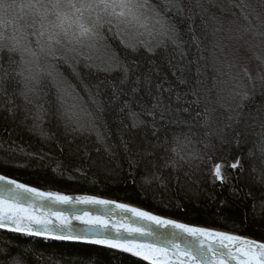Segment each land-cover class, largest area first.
I'll return each mask as SVG.
<instances>
[{"label":"trees","instance_id":"16d2710c","mask_svg":"<svg viewBox=\"0 0 264 264\" xmlns=\"http://www.w3.org/2000/svg\"><path fill=\"white\" fill-rule=\"evenodd\" d=\"M147 4L174 27V43H157L161 28L148 42H128L104 23L97 55L57 48L35 65L26 63L35 59L28 51L0 46V172L59 194H99L264 241V0ZM26 78L35 90L31 103L19 94ZM153 104L155 120L146 115ZM154 133L166 141V168L154 169L143 156ZM238 158L239 170L224 167L226 182H212L217 164ZM6 262L148 264L104 245L0 229V264Z\"/></svg>","mask_w":264,"mask_h":264},{"label":"snow or ice","instance_id":"6c2138e0","mask_svg":"<svg viewBox=\"0 0 264 264\" xmlns=\"http://www.w3.org/2000/svg\"><path fill=\"white\" fill-rule=\"evenodd\" d=\"M63 3L64 0H54L52 7L59 9ZM14 6L15 0H11V2L0 0V24L3 23V16ZM66 6L75 9L77 12H81L82 9H99L104 15L126 24L141 22L142 17L148 11L147 0H80V8H77L72 0H67ZM66 19V16L57 12V23L51 26L52 31L48 37L49 42H60L58 39L60 33L55 29L63 30ZM108 23L110 24L111 21L109 20ZM157 23L161 24L159 33L161 39L157 43L163 44L165 40L174 43L176 38L174 27H168L167 22L163 20H159ZM96 26H101L99 15L93 27ZM79 28L81 35L92 31V28L86 27L82 23L79 24ZM125 47H132L135 50V45L125 44ZM9 51H12V49H9ZM123 71L127 74L129 70L125 67ZM18 74L23 75L22 72ZM30 79L32 78H26L25 81H22L25 90L19 93L24 97L25 103H31L28 99V93L35 91L26 82ZM158 106V104H153L150 110H146V115L155 120V110ZM137 115L134 112L130 113L134 121L133 127L136 126ZM37 116H34V119ZM199 116L200 113H197L196 118H199ZM69 119H71L70 116ZM161 119H163V113H161ZM153 135L155 136V133ZM97 139L103 142V135L98 133ZM165 143L166 141L161 142L160 138L155 136L153 141L148 142L149 147H146L143 151V156L149 158L148 162L152 164L154 169L157 167L166 168L169 165L168 159L160 154L161 150L164 152L169 151L164 147ZM105 150L110 151V146L105 145ZM172 151L174 153V150ZM158 160H163L164 163L158 164ZM172 166L175 167V160L172 161ZM224 167L239 170L241 167L239 158L231 165L217 164L211 171L213 183L226 182L227 178L222 174V168ZM159 178L154 172L152 179ZM258 180L260 183H264V171L261 172ZM0 181H6V184L0 185V229H7L28 236L43 237L44 239L84 241L94 245H104L111 249L130 253L148 262V264H233V262L235 264H264V242L246 240L224 232L211 231L177 223L173 220L162 219L160 216L147 211L130 208L126 204H116L115 207L130 211L134 217L140 220L151 221L161 226L171 225L180 231L160 233L148 227L136 226L134 223L114 222L111 227L115 230V234L112 235L107 232L109 221L102 216L88 213H69L65 215L63 212L52 211L51 209L56 204L108 205L115 203L114 201L98 199L95 196H78L73 200L70 196L56 192L39 191L34 187L18 183L16 180H8L5 176H0ZM23 201H40L39 206L47 210L37 213L35 204L29 203L28 206H25L22 203ZM73 220L79 221L85 227L78 228L77 225L73 224ZM182 233H187L188 236L194 239L189 240ZM136 234L142 237H152V240H137L135 238Z\"/></svg>","mask_w":264,"mask_h":264},{"label":"rangeland","instance_id":"374dc122","mask_svg":"<svg viewBox=\"0 0 264 264\" xmlns=\"http://www.w3.org/2000/svg\"><path fill=\"white\" fill-rule=\"evenodd\" d=\"M53 2L54 0H15V6L3 16V23L0 24V37H2L0 46L8 44L21 48L23 53L28 51V56L30 57L29 53H31L35 59L30 57L26 63L37 65L38 60L41 61L40 56L43 53L57 48L100 54V49L103 48V24L108 23L109 20L112 28L128 42L136 40L148 42L147 40L152 37V34L161 28V24L157 23L160 18L148 4V11L142 17L141 22L126 24L104 15L99 9H82L81 12H77L66 6L67 0H64L62 6L57 9L52 7ZM72 2L76 4L77 8H80V0H72ZM57 12L67 17L63 30L55 29L60 33L59 43L49 42L48 39L52 31L51 26L57 23ZM98 15L101 26L93 27L97 22ZM81 23L92 28V31L81 35L79 28ZM251 71L255 73L252 64Z\"/></svg>","mask_w":264,"mask_h":264},{"label":"water","instance_id":"95a60500","mask_svg":"<svg viewBox=\"0 0 264 264\" xmlns=\"http://www.w3.org/2000/svg\"><path fill=\"white\" fill-rule=\"evenodd\" d=\"M0 176H5L7 177L8 180H16L18 183H23L26 184L20 180H17L15 178H12L6 174H3L2 172H0ZM6 184V181H0V185H4ZM28 185V184H26ZM9 187H14L12 185H8ZM29 187H34L36 189H38L39 191H43V192H51L49 190H45L39 187H35L32 185H28ZM62 195H67L73 198V200H75L76 197L78 196H95L98 199H104V200H110V201H114L115 203L113 204H108V205H100V204H84V203H69V204H56L52 206V211H59V212H63L65 215L69 214V213H88L91 215H99L104 217L106 220L109 221V228L107 229L108 234H115V230L111 227V224L114 222H119V223H134L136 226L139 227H148L151 230L155 231V232H179L180 230L173 228L171 225H167V226H161V225H157L154 222L151 221H146V220H140L136 217L133 216V214L130 211H126L123 209H118L115 207L116 204H126L128 205L130 208H138L142 211H147L153 215H157L160 216L162 219H167V220H173L177 223H183L192 227H199V228H204V229H208L211 231H218V232H224L230 235H234V236H239L243 239L246 240H252V241H256V242H264L261 240H257L253 237L250 236H246V235H241L235 232H231L228 230H223V229H219V228H213V227H207V226H203V225H196V224H190V223H186L183 222L181 220H177L175 218L169 217V216H165V215H160L157 214L153 211H150L146 208L140 207L136 204H132L129 202H125L122 200H116L114 198L111 197H106V196H101L99 194H92V193H73V194H62ZM22 203L25 204V206H28L29 203L35 204L36 205V212L37 213H41L46 211V208H41L40 205V201H23ZM114 210V211H113ZM73 224L77 225L78 228H83L85 227V225L80 224L79 221L73 220ZM125 235H127L125 233ZM182 235H184L187 239L191 240L194 239L191 236H188L187 233H182ZM135 238L137 240H147V241H151L152 237H142L139 236L138 234L135 235ZM79 242H84V241H79ZM233 264H235V262H233Z\"/></svg>","mask_w":264,"mask_h":264}]
</instances>
